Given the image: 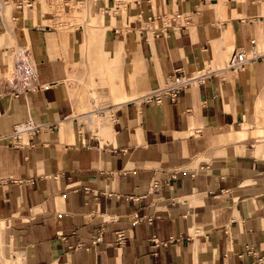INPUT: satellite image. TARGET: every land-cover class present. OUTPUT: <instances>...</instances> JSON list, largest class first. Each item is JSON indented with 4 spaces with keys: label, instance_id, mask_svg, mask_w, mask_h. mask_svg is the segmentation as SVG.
Here are the masks:
<instances>
[{
    "label": "crops",
    "instance_id": "crops-1",
    "mask_svg": "<svg viewBox=\"0 0 264 264\" xmlns=\"http://www.w3.org/2000/svg\"><path fill=\"white\" fill-rule=\"evenodd\" d=\"M59 1L0 0V135L45 124L0 141V264H264V56L223 69L264 53V0Z\"/></svg>",
    "mask_w": 264,
    "mask_h": 264
},
{
    "label": "built area",
    "instance_id": "built-area-1",
    "mask_svg": "<svg viewBox=\"0 0 264 264\" xmlns=\"http://www.w3.org/2000/svg\"><path fill=\"white\" fill-rule=\"evenodd\" d=\"M262 56H264V53L259 55L258 53H256L255 50H252L251 55H247L243 51L233 52L229 56L223 69L229 70L231 72H238L242 70L248 62L258 60ZM198 78H200L199 74L190 75V74H186L184 71H178L175 74L167 76L161 87L146 93L145 95L142 96V98L145 99L146 101H153L156 104H160L163 101H172L178 96L180 91L186 89L191 84L192 81ZM44 128H45V124L36 123L29 118L27 120L15 124L9 133L0 135V141L8 140L7 144L15 148H21L26 145H29L32 137ZM176 174L177 172L174 171L171 174L170 178H175ZM162 182L166 183L167 180ZM160 184L161 183H159L158 181H153L151 184V190L158 191ZM123 240H124V235L121 232H117L116 233L117 243L122 244ZM178 240L179 239L175 237H170L168 240L163 242L158 241V239H156L155 237H152L151 239L154 247H158L159 245L167 246ZM100 241H101V235L98 234L90 240L89 244L80 242L74 246H68V248L75 250L82 249L85 251H89L91 246L96 245ZM249 253L255 255L251 247H249ZM257 259L258 262L264 261V257L262 258L257 257Z\"/></svg>",
    "mask_w": 264,
    "mask_h": 264
},
{
    "label": "rangeland",
    "instance_id": "rangeland-1",
    "mask_svg": "<svg viewBox=\"0 0 264 264\" xmlns=\"http://www.w3.org/2000/svg\"><path fill=\"white\" fill-rule=\"evenodd\" d=\"M61 1V0H60ZM56 2V3H54V4H52V5H50V7L48 6V5H46V4H44L43 5V8L44 7H46L45 9H49V11H51V10H53V11H55V12H58L59 14L61 13V9H62V7H60L61 6V2ZM70 7H71V9H72V11H73V13H76V8L74 7V6H72V5H70ZM96 22H97V19H96V17L94 16V18H91V20L89 21V25H85V27H86V29H88L89 30V28H91V26L90 25H96ZM103 31V30H102ZM18 51H23V50H19L18 49ZM84 93H87V92H89V94L91 95V97L93 98L92 100H93V103H92V105H87L86 106V110H91V109H93V108H95V107H99L100 108V106H102V104H103V102L101 101V99L99 100L97 97H96V95H95V93H93V91H91V90H86V89H83L82 90ZM93 95V96H92ZM94 99H95V102H94ZM94 119H97V116L95 115L94 116ZM85 121H87V119H85ZM96 126V125H95Z\"/></svg>",
    "mask_w": 264,
    "mask_h": 264
},
{
    "label": "bare ground",
    "instance_id": "bare-ground-1",
    "mask_svg": "<svg viewBox=\"0 0 264 264\" xmlns=\"http://www.w3.org/2000/svg\"><path fill=\"white\" fill-rule=\"evenodd\" d=\"M2 4V3H1ZM5 9V8H4ZM8 26V25H7ZM27 56V55H26ZM16 58V57H15ZM14 58V59H15ZM23 58V57H22ZM28 58V57H27ZM19 60H21V58L19 59ZM25 60V59H24ZM27 60V59H26ZM15 61H17V60H15ZM29 61V60H28ZM15 63V62H14ZM19 64H21V63H19ZM31 64V63H30ZM27 65H29V63H27ZM29 67V66H28ZM31 68V67H30ZM30 68H28V69H30ZM20 69V68H19ZM22 69V68H21ZM28 71V70H27ZM16 72V71H15ZM32 72V71H31ZM24 75V74H23ZM26 75V74H25ZM16 76H17V74H16ZM21 79H23V78H21ZM18 80V79H17ZM21 81V80H20ZM24 81V80H23ZM13 82V81H12ZM19 83V82H18ZM84 84H85V82H84ZM25 85V84H24ZM90 92V91H89ZM91 96V95H90ZM93 96V95H92ZM138 97V96H137ZM139 98V97H138ZM93 99V98H92ZM124 101V100H123ZM94 102H95V99H94ZM94 113V112H93ZM95 114H96V112H95ZM97 116V115H96ZM100 118V117H99Z\"/></svg>",
    "mask_w": 264,
    "mask_h": 264
}]
</instances>
